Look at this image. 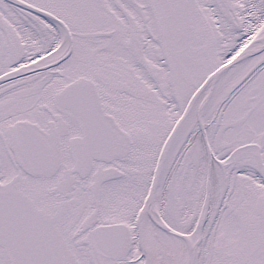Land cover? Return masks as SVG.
Here are the masks:
<instances>
[{
  "label": "snow or ice",
  "instance_id": "1",
  "mask_svg": "<svg viewBox=\"0 0 264 264\" xmlns=\"http://www.w3.org/2000/svg\"><path fill=\"white\" fill-rule=\"evenodd\" d=\"M0 264H264V0H0Z\"/></svg>",
  "mask_w": 264,
  "mask_h": 264
}]
</instances>
